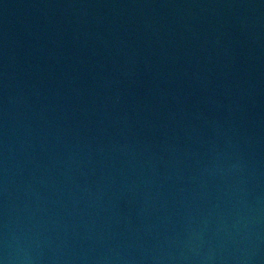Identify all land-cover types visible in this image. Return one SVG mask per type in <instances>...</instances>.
Instances as JSON below:
<instances>
[{"label":"water","instance_id":"obj_1","mask_svg":"<svg viewBox=\"0 0 264 264\" xmlns=\"http://www.w3.org/2000/svg\"><path fill=\"white\" fill-rule=\"evenodd\" d=\"M0 264H264V0H0Z\"/></svg>","mask_w":264,"mask_h":264}]
</instances>
